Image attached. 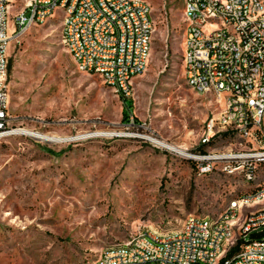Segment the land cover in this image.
<instances>
[{"label":"rangeland","instance_id":"rangeland-1","mask_svg":"<svg viewBox=\"0 0 264 264\" xmlns=\"http://www.w3.org/2000/svg\"><path fill=\"white\" fill-rule=\"evenodd\" d=\"M27 1L13 0L11 13ZM147 1L153 43L128 100L138 126L128 130L122 97L80 72L64 47L60 11L11 40L13 125L61 140L0 139V264H88L146 230L178 229L190 214L217 217L249 190L241 176H197L188 159L128 136L138 131L198 151L207 118L220 110L184 77V1ZM230 145L225 138L215 146Z\"/></svg>","mask_w":264,"mask_h":264},{"label":"built area","instance_id":"built-area-1","mask_svg":"<svg viewBox=\"0 0 264 264\" xmlns=\"http://www.w3.org/2000/svg\"><path fill=\"white\" fill-rule=\"evenodd\" d=\"M183 1L186 83L214 97L220 110L207 118L198 151L138 131L128 136L188 159L197 176H241L249 190L217 217L190 214L178 229L146 230L104 248L88 264H264V0ZM57 11L62 43L77 69L98 75L124 101L147 69L154 29L147 0H28L16 14L11 0H0V139L24 129L13 125L9 111V44ZM135 126L130 116L127 130ZM225 138L232 145L215 146Z\"/></svg>","mask_w":264,"mask_h":264},{"label":"bare ground","instance_id":"bare-ground-1","mask_svg":"<svg viewBox=\"0 0 264 264\" xmlns=\"http://www.w3.org/2000/svg\"><path fill=\"white\" fill-rule=\"evenodd\" d=\"M11 2H13V0H11ZM22 134V135H26V136H31V137H34L38 140H41V141H44V142H47V143H54L55 141H59L61 139H59L58 137H55V136H51L49 134H46V133H38V132H35L33 129H29V128H24L22 130H19L17 131L16 133H19ZM171 147L177 145V144H170L168 143ZM180 146V145H179ZM182 147V146H180ZM183 149H186L184 147H182Z\"/></svg>","mask_w":264,"mask_h":264},{"label":"trees","instance_id":"trees-1","mask_svg":"<svg viewBox=\"0 0 264 264\" xmlns=\"http://www.w3.org/2000/svg\"><path fill=\"white\" fill-rule=\"evenodd\" d=\"M125 105H126V109L124 110V121L127 122L129 121V115L132 113V103L131 101H124ZM137 121V120H136ZM240 245H241V242L238 243L235 247H233L227 254L226 256V259H229L231 258L232 256H234L235 254H237L240 250ZM224 261V260H223Z\"/></svg>","mask_w":264,"mask_h":264}]
</instances>
